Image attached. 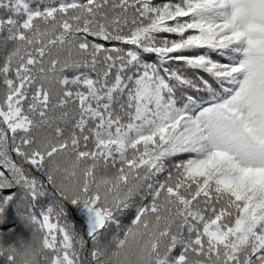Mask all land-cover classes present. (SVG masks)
<instances>
[{"label":"snow or ice","instance_id":"obj_1","mask_svg":"<svg viewBox=\"0 0 264 264\" xmlns=\"http://www.w3.org/2000/svg\"><path fill=\"white\" fill-rule=\"evenodd\" d=\"M0 264H264V0H0Z\"/></svg>","mask_w":264,"mask_h":264}]
</instances>
